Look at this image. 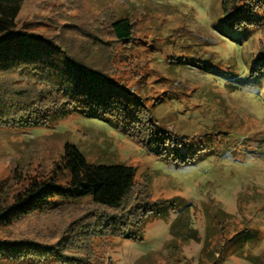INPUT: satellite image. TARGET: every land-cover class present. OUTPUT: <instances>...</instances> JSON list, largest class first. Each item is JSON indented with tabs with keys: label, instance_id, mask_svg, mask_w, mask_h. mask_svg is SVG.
Here are the masks:
<instances>
[{
	"label": "rangeland",
	"instance_id": "1",
	"mask_svg": "<svg viewBox=\"0 0 264 264\" xmlns=\"http://www.w3.org/2000/svg\"><path fill=\"white\" fill-rule=\"evenodd\" d=\"M104 11L133 27L129 44L117 45L112 78L177 138L178 159L78 111L52 110L34 125L0 124V203L33 178L64 183L57 163L67 143L91 162L135 168L130 203L108 209L83 197L63 212L0 225V237L41 245L67 238L65 253L87 260L71 264H264V72L253 71L264 25L228 24L221 0H23L16 23L43 33L69 24L78 33ZM138 191L152 208L142 218L128 214ZM124 214L140 239L103 231L105 218ZM237 233L247 237L241 249ZM0 264L68 263L51 251Z\"/></svg>",
	"mask_w": 264,
	"mask_h": 264
},
{
	"label": "trees",
	"instance_id": "2",
	"mask_svg": "<svg viewBox=\"0 0 264 264\" xmlns=\"http://www.w3.org/2000/svg\"><path fill=\"white\" fill-rule=\"evenodd\" d=\"M22 1L0 0V124L34 125L47 122V114L52 110L62 114L78 111L110 123L150 152L161 157L171 155L177 160V138L157 126L139 95L112 78L117 45L129 44L133 38L130 21L104 11L97 23L83 21L82 25L89 27L87 31L77 33L66 24L60 32H36L17 26ZM221 4L224 20L232 26L264 25V0H221ZM255 70L264 72V48L255 60ZM60 164L57 163L60 172L66 174L65 182L59 183L52 175L31 179L13 194L11 202L0 203V225H11L34 213L63 212L71 208V201L83 197L108 209L130 203L135 180L133 166L91 162L68 143ZM142 193L138 191L131 198L134 203L129 215L142 218L151 213L150 205L141 202ZM88 214L94 213L82 217ZM124 215L105 218L100 223L103 231L140 239L138 225H130L129 217ZM133 226L137 230L130 234ZM235 238L241 249L246 235L237 233ZM68 241L66 238L53 245H41L28 239L11 241L0 237V259L16 261L55 251L65 263H86L85 258L65 253Z\"/></svg>",
	"mask_w": 264,
	"mask_h": 264
}]
</instances>
